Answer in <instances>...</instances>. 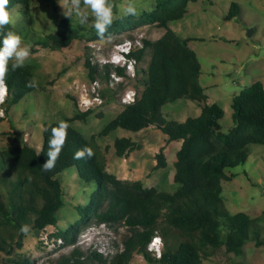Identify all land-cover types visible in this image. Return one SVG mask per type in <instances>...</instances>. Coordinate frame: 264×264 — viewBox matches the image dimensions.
<instances>
[{"label": "trees", "instance_id": "16d2710c", "mask_svg": "<svg viewBox=\"0 0 264 264\" xmlns=\"http://www.w3.org/2000/svg\"><path fill=\"white\" fill-rule=\"evenodd\" d=\"M30 1L10 0V10L17 5L27 7ZM199 1L158 0L154 12L143 14L135 22L125 20L112 24L107 31L115 34L137 24L155 25L165 30L155 42L144 40V48L134 54L138 61L145 59L148 50L151 54L143 71L145 78L139 81L144 87L141 99L125 106L100 136L106 137L117 129L135 134L155 126L170 142L182 141L174 162L173 179L179 189L173 194L159 192L155 188H145L139 181L125 182L108 173L105 159L96 148L95 137L87 140L71 126L74 121H85L93 111L78 112L65 120L69 125L66 145L55 168L45 171L43 164L47 160L51 129L60 123L46 124L40 151L26 142L11 150L0 151V264H4L2 253L8 256L13 253L14 243L22 247L25 235L20 231L22 225H30V233L57 225L58 213L64 206L61 178L63 172L71 168L77 170L86 187L94 185L96 190L85 205L76 207L80 219L68 230L60 231L57 237L65 244L76 243L79 227L93 218L100 223H125L133 233L124 241L123 251L116 254L110 264H129L134 255H142L154 264H203L222 248L228 254L240 256L249 242L264 246L260 235V222L264 224V220L251 218L246 213L231 215L222 196V183L231 182L237 176L235 169L248 161L250 146L264 145V86L256 82L233 98V126L226 133L222 132L220 122L225 112L218 104L208 103V96L200 84L202 67L189 46L192 41L180 38L170 28L172 23L188 14L189 4ZM235 1L228 19L240 13V6ZM69 22L70 19L64 17L48 41L33 42L34 45L53 51L68 48L79 34L69 28ZM8 30L15 32L12 25L6 27L5 31ZM86 61L89 78L95 80L100 76L99 69L91 65L89 59ZM34 70L35 65L30 62L9 72L6 79L8 96L4 104L6 114L12 106L35 93V86L28 87L33 81ZM109 73L110 68L106 67L104 77H101L108 78ZM181 99L196 103L201 114L182 123L167 121L161 108ZM85 147L91 148L94 156L74 158L77 151ZM114 148L118 158H126L140 147H135L130 138H120L114 142ZM155 157V169H165L164 151L161 149ZM159 224L166 244L157 258L150 252L149 245L157 236ZM93 256L102 261L99 254ZM9 262L33 264L23 258ZM66 263L72 264L70 260Z\"/></svg>", "mask_w": 264, "mask_h": 264}, {"label": "rangeland", "instance_id": "374dc122", "mask_svg": "<svg viewBox=\"0 0 264 264\" xmlns=\"http://www.w3.org/2000/svg\"><path fill=\"white\" fill-rule=\"evenodd\" d=\"M157 1L112 0L116 6L112 24L139 20L143 14L155 11ZM129 2L137 7L138 15L135 17L124 15L123 7ZM233 2L234 0H200L189 4L188 14L170 25L177 36L191 39L190 47L197 54L202 67L200 84L205 88L210 104H218L225 112V117L220 122L224 133L233 126V98L256 82H261L264 86V0H236L240 13L228 19ZM68 7L69 0H31L27 7L19 5L14 8L16 23L12 27L23 38L22 46L30 49V56L24 63L31 62L35 65V93L12 106L7 114L5 110V117L0 122V151L21 146L22 142L40 151L46 124L65 122L81 112L76 99L82 92L83 85H88L91 80L86 67L87 59L108 57L114 46L126 39H136L142 35L143 40L155 42L165 34L164 29L155 25L137 24L115 34L106 33L101 39L92 26L94 17L89 10L90 22L87 25L82 26L75 16L70 19L69 28L79 34L68 48L53 51L40 45L35 46L33 42H46L57 32L60 21L65 17L63 11ZM150 58L148 50L140 63L142 71L145 72ZM91 65L98 67L96 63ZM144 78L143 73L140 80L130 82L116 92L109 91L108 101L104 106L93 111L85 121H74L71 126L87 140L95 137L96 148L105 159L108 173L125 182L139 181L145 188L173 194L179 189L173 179L178 141L171 143L155 126L135 134L117 129L106 137L100 136L105 127L124 109L118 102L119 95L128 88L143 90L139 81ZM102 88L108 89L105 82H102ZM71 97L75 99V103ZM196 105L181 99L163 106L161 113L167 121L182 123L189 117L199 116ZM120 138H130L133 145L140 148L126 158H118L114 142ZM161 149L164 151L167 167L157 170L155 156ZM235 172L237 176L231 182L222 183V196L229 213H246L251 218L264 220V145H251L248 161L236 168ZM61 180L64 206L58 213L57 225L48 226L39 233L24 235L21 248L14 243L10 256L2 253L4 264H12L10 259L19 258L29 259L33 264H67V260L72 264H110L113 257L123 251L124 241L132 235L133 230L123 222L100 223L94 218L79 227L76 243H64L62 248L50 249L49 243L58 239V233L68 230L80 219L76 207L85 205L96 190L94 185H84L75 168L63 172ZM260 225V235L264 239V224L260 222ZM160 227L159 224L156 235L162 238L163 251L166 240L162 237ZM42 232L48 235V241ZM150 252L154 254V251ZM94 254H99L102 261L94 258ZM233 263L264 264V246L258 247L255 242H249L240 256L228 254L222 248L203 261V264ZM129 264L154 263L147 262L142 255H134Z\"/></svg>", "mask_w": 264, "mask_h": 264}, {"label": "clouds", "instance_id": "9594fccd", "mask_svg": "<svg viewBox=\"0 0 264 264\" xmlns=\"http://www.w3.org/2000/svg\"><path fill=\"white\" fill-rule=\"evenodd\" d=\"M115 7L112 0H69V7L66 11H63V15L69 19L75 16L83 26L90 22V10L91 16L94 17L92 26L95 28L97 35L103 39L114 21ZM14 11V9L10 10V0H0V37H2V42H0L2 43V46H0V104H5V97L7 98L8 96L6 79L9 72H14L18 68L23 67L24 61L30 56V49L27 46H22L23 38L11 30L5 31L7 26H14L16 23ZM123 12L125 16L135 17L138 15L137 7L131 2L126 7H123ZM10 61H14L11 67H9ZM34 86L35 82L30 81L28 87ZM68 127L69 125L66 122L61 121L57 127L51 129L47 160L43 164L45 171H51L55 168L59 156L66 145ZM85 156L89 159L92 158L94 156L93 150L85 147L77 151L74 158L81 159L85 158ZM20 231L27 235L31 232V226L27 224L22 225ZM153 255L156 256L155 254Z\"/></svg>", "mask_w": 264, "mask_h": 264}, {"label": "built area", "instance_id": "2783aa9c", "mask_svg": "<svg viewBox=\"0 0 264 264\" xmlns=\"http://www.w3.org/2000/svg\"><path fill=\"white\" fill-rule=\"evenodd\" d=\"M143 36L140 35L136 39H126L121 43L114 46L108 57L101 56L96 59H91L90 62L98 64L100 70V76L96 77L95 80H90L88 85H83L82 92L76 99L78 108L81 112H87L96 110L105 105L108 101L106 95L110 92H116L130 82L138 81L142 78L143 71L140 68V63L134 56L135 53L144 48ZM91 63V64H92ZM110 68L108 78L104 77V69ZM102 82L106 83V88H102ZM143 90L139 89H126L122 94L119 95L118 102L120 106L125 107L137 103L142 97ZM6 99V97H5ZM5 117V108L3 104H0V118ZM44 235L45 233L42 232ZM45 239L48 241L49 237L45 234ZM47 244L49 242H46ZM51 250H57L64 247V242L61 238L52 240L49 243ZM150 250L157 257H160L162 252V240L160 237H154L150 245Z\"/></svg>", "mask_w": 264, "mask_h": 264}, {"label": "crops", "instance_id": "0c3cea01", "mask_svg": "<svg viewBox=\"0 0 264 264\" xmlns=\"http://www.w3.org/2000/svg\"><path fill=\"white\" fill-rule=\"evenodd\" d=\"M191 43V42H190ZM190 43H189V46H190ZM191 48V47H190ZM205 89V88H204ZM240 94V93H239ZM207 95V94H206ZM208 96V95H207ZM208 98H209V96H208ZM194 103V102H193ZM208 103L210 104L211 103V101H210V98L208 99ZM196 104V103H195ZM196 107H197V113H199L198 115H200L201 114V108L198 106V105H196ZM186 120V119H185ZM185 120L183 121V122H185ZM175 142V141H174ZM179 143H177L178 144V148H177V151L180 149V147H181V145H182V141H178ZM172 143V142H171Z\"/></svg>", "mask_w": 264, "mask_h": 264}]
</instances>
